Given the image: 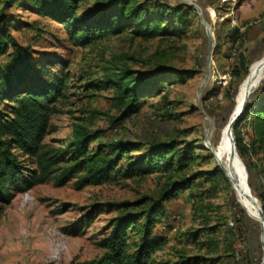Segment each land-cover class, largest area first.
I'll list each match as a JSON object with an SVG mask.
<instances>
[{"label":"rangeland","instance_id":"1","mask_svg":"<svg viewBox=\"0 0 264 264\" xmlns=\"http://www.w3.org/2000/svg\"><path fill=\"white\" fill-rule=\"evenodd\" d=\"M161 1L195 9L188 18L187 29L174 36L148 40L126 31L88 46L75 45L63 25L30 9L6 10L12 34L32 48L34 58L42 60L46 79L65 76L62 94L54 101L57 109L50 115L49 130L43 138L46 148L66 145L74 125L83 123L91 130H104L92 141L91 149L120 138H175L180 147L191 144L193 157L184 167L176 163L167 171L142 179H120L83 188L75 186V179L62 186L55 185L52 179L17 192L10 203L0 202V264H90L104 254L100 241L110 232L117 214L107 206L108 202L134 200L145 194L158 197L169 182L190 174L200 175L198 183L165 203V213L155 232L166 235L169 243L156 256L174 259L181 248L199 253L189 232L208 221L217 227L213 238L218 243L217 251L209 254L217 259L208 264H262L259 218L246 210L216 154L222 149L230 115L242 98V83L249 74V70L244 72L239 55L246 56L251 75L264 55V39L252 38L243 28L245 12L253 11L255 16L250 21L256 22L257 30L251 34L264 32V0ZM98 2L81 0L79 14H86ZM190 3L203 9L215 36L214 49L196 7ZM3 8L0 3V14ZM212 50L211 73L205 81ZM125 66L138 74L169 68L167 74L171 77L164 82L163 91L145 97L138 111L113 123L112 118L120 111L112 99L113 89L104 84L103 77L108 68ZM260 76L264 80V69L255 82ZM249 121L243 120L238 126L241 144L248 151L246 158L237 154V160L246 179L248 175L251 193L264 206V155L252 151L253 128ZM34 166L27 164L28 168ZM207 170L215 171L214 179H205L203 172ZM65 203L70 205L64 206ZM96 209L91 221L72 231L73 223ZM201 238L207 235L202 234Z\"/></svg>","mask_w":264,"mask_h":264},{"label":"trees","instance_id":"2","mask_svg":"<svg viewBox=\"0 0 264 264\" xmlns=\"http://www.w3.org/2000/svg\"><path fill=\"white\" fill-rule=\"evenodd\" d=\"M0 3L4 7L0 14L1 203H10L17 192L52 179L57 186L75 179V186L83 188L120 179H142L155 172L167 171L176 163L184 167L192 159L191 144L187 142L180 147L175 138L168 141L120 138L91 149L92 141L104 130H91L83 123L74 125L66 145L46 148L43 138L49 130L50 115L57 109L54 101L62 94L65 76L46 79L42 60L34 58L32 48L21 44L12 34L6 10L30 9L40 17L63 25L75 45L88 46L126 31L145 40L174 36L187 29L194 8L161 0H99L95 7L81 15V0H0ZM239 60L244 72L248 73L246 56L239 55ZM108 69L103 81L113 89L112 99L120 111L112 118L113 123L138 111L145 97L163 91L164 82L171 77L167 74L169 68L158 67L139 74L126 66ZM248 118L253 128L252 151L264 155V80L250 95L242 117L235 124L237 147L243 158L248 150L241 144L238 126ZM135 151L139 154H133ZM28 163L35 166L28 168ZM203 173L207 181L214 179V170ZM199 178V174H190L172 180L158 197L145 194L134 200L108 202L107 206L115 209L117 214L112 219L110 232L100 241L104 254L90 264H208L217 259L209 256L217 251L218 243L213 238L217 227L210 226L208 221L189 232V239L196 244L199 253L181 248L174 259L156 256L169 243L166 235L155 232L165 213V203L197 184ZM97 211L91 210L73 223L72 231H78L80 225L91 221ZM202 234L207 238L202 239Z\"/></svg>","mask_w":264,"mask_h":264},{"label":"bare ground","instance_id":"3","mask_svg":"<svg viewBox=\"0 0 264 264\" xmlns=\"http://www.w3.org/2000/svg\"><path fill=\"white\" fill-rule=\"evenodd\" d=\"M258 66H259V63L255 67V73L251 75V70H250V73H249L248 77L243 81L242 84L245 83V89L242 92V98L238 102V105H237L236 109H238L240 107V105L242 104V102H243L244 95L247 92L248 79H251L252 81L255 82V80L257 78L256 72H257ZM263 69L264 68H262L260 70V72ZM230 130H231V128H230V124H229V126H228V128H227V130L225 132V138H224V141L222 143V149H221L220 153L216 154V156L218 157V160L220 162V166L222 167V169L224 170V172H225L226 176L228 177L229 181L232 183L234 189L236 190L239 199L247 206L246 210L249 213L256 215L259 218V221L261 223L257 207L253 204V202L250 199H248L247 197H245L242 194V189L240 188V186L242 188L246 189L247 191L251 192V190H250V188L247 185L248 175H247V179H246L245 173H243V171L240 169L239 164H238L239 160H237V157H238L237 154L240 155L238 149L236 150V152L234 154L233 147H232V142H231ZM232 154H234L233 162L230 161V157H231ZM240 157H241V155H240ZM238 177L240 178V186L236 183V179ZM258 202H259V204H262L259 199H258ZM262 245H263V250H264V225H263V232H262ZM263 262H264V256H263ZM263 262H262V264H263Z\"/></svg>","mask_w":264,"mask_h":264},{"label":"water","instance_id":"4","mask_svg":"<svg viewBox=\"0 0 264 264\" xmlns=\"http://www.w3.org/2000/svg\"><path fill=\"white\" fill-rule=\"evenodd\" d=\"M190 4L192 6H194V7H196V9H197V11L199 13V16L201 18L202 23L206 27L207 36L212 41V45H213L212 48L214 49V47H215V36L213 35V33L211 31L210 23L204 17L203 9L200 6H198V5L194 4V3H190ZM212 53H213V50L210 53V55L208 56V60H207V68H208V70H207V75H206L205 81L209 78L210 73H211ZM262 68H264V55L261 57V60L259 62V66H258L257 72H256L257 76L259 75L260 70ZM250 70H251V66L249 68V73H250ZM248 75H247V77H248ZM262 77L263 76H260V78L258 79L257 82H254L251 79H248L247 92L244 95L243 102L240 105V107L238 109L234 110L231 113V115H230V122H229L230 128H231L230 134H231V142H232V147H233L234 154H235L236 150L238 149L237 140H236V134H235V124L242 117L243 112H244V110H245V108L247 106L248 99H249L251 93L258 86V83L261 81ZM200 93H201V91H200ZM206 141H207V138H206ZM234 154H232L231 157H230V161L231 162H233V160H234ZM236 183L240 186V178L239 177L236 179ZM240 188L242 189V194L245 197H247L248 199H250L253 202V204L257 207L258 213H259V217H260V220H261V223H260L261 224V232H263V225H264V206H263V204H259L257 196H254L250 191H247L246 189L242 188L241 186H240ZM263 256H264V250H263Z\"/></svg>","mask_w":264,"mask_h":264},{"label":"crops","instance_id":"5","mask_svg":"<svg viewBox=\"0 0 264 264\" xmlns=\"http://www.w3.org/2000/svg\"><path fill=\"white\" fill-rule=\"evenodd\" d=\"M253 16H255L254 15V13H253V11H247V12H245V14H244V17L243 18H245L244 20H245V26L243 27L247 32H249V35L253 38V37H258V38H260V39H264V32H261V34H251V32H253L254 30L256 31L257 29V27L256 26H254V24H256V22L254 21H250V19H252L253 18ZM261 42V41H260ZM258 44H259V42H258Z\"/></svg>","mask_w":264,"mask_h":264}]
</instances>
